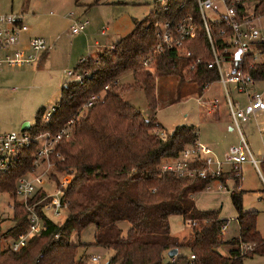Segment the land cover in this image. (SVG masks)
<instances>
[{
	"label": "trees",
	"instance_id": "16d2710c",
	"mask_svg": "<svg viewBox=\"0 0 264 264\" xmlns=\"http://www.w3.org/2000/svg\"><path fill=\"white\" fill-rule=\"evenodd\" d=\"M184 4L180 8L181 4ZM192 15L197 24V35L186 39L181 47L166 49L157 56L153 71L142 65V59L158 43L157 27L160 23ZM217 35L225 27L224 19L211 22ZM264 54V42L258 43ZM212 49L196 0H172L169 11L150 12L142 20H134L133 30L120 38L111 49H102L96 58L82 59L75 73H88L82 83L66 82L60 100L49 117L43 120L45 107L40 108L29 132L58 131L68 120L75 118L74 134L68 141H60L57 150L64 156L56 163L51 178L59 181L58 173L71 176L64 189L62 201L67 204V216L55 222L44 214L43 202L36 206L44 217L40 231L30 237L26 246L18 251L0 242V264H80L76 261L83 246L80 239L71 241L74 232L79 235L94 226V244L114 250L107 264H243L244 259L264 255V239L258 230V212L244 210L243 191L232 192V203L237 212L239 236L222 240L226 220L219 210H201L195 204V195L203 191L214 179L198 176H179L162 171L166 159L177 158L185 146L197 142L194 125H177L164 133V126L155 118L158 106L156 78L179 75L183 71L202 92L206 84L219 80ZM194 64V69L189 66ZM254 81H264V60L249 70ZM125 73H132L135 85L142 88L151 114L145 116L139 109L124 100L118 85L112 81ZM110 88L104 90V86ZM101 99L84 109L92 95ZM162 133V134H161ZM38 142L21 152L14 167L0 177V192L14 197L16 179L32 171ZM264 169V162H263ZM226 185L238 186L241 175L235 171L218 178ZM264 199V190L259 192ZM45 196L38 189L29 201ZM180 215L191 225L190 255L178 254L166 261L168 251L184 246L171 234L169 217ZM14 226L7 236L17 238L28 225V211L15 201ZM127 223V228L121 223ZM58 236V238H56ZM232 245L228 255L219 247ZM254 244L246 252L241 244ZM42 255V257H40ZM38 259V262H36Z\"/></svg>",
	"mask_w": 264,
	"mask_h": 264
},
{
	"label": "rangeland",
	"instance_id": "374dc122",
	"mask_svg": "<svg viewBox=\"0 0 264 264\" xmlns=\"http://www.w3.org/2000/svg\"><path fill=\"white\" fill-rule=\"evenodd\" d=\"M24 7H27L24 13V21L30 29L38 31L37 36L45 38L49 45L52 54V64L44 66V71H39L35 79L30 78L29 81L23 82L14 81L9 83L11 86L17 87L16 92H8L4 97L0 98V133L20 131L23 123L20 122L25 118L26 121L33 123L36 113L40 107H45V112L55 110L61 95V89L67 81V71H75L76 67L82 57H87L98 52L99 47L95 45V41H101L105 36L101 31L108 27L106 35L108 41L116 42L123 36L129 34L134 28V20H142L150 12L154 11V0H0V12L7 9L12 13L23 12ZM12 8V9H11ZM206 16L208 20L215 21L217 16L212 10L207 11ZM98 17V21L95 18ZM102 17V19H100ZM76 20L88 21L86 30L79 34H73L71 27ZM264 23V18L261 20ZM100 22V23H99ZM261 30V27H260ZM55 42V45L53 44ZM90 46V47H88ZM89 49V51H88ZM70 59V64H68ZM261 61L264 60V55L260 56ZM18 67V66H17ZM17 67H5L0 70V76L5 71L10 74L17 75L20 70H26V67L18 69ZM41 67V66H39ZM229 63H223V72L231 71ZM151 71H153L151 69ZM183 79L179 75L159 76L156 78V97L158 108L156 117L160 123L164 125V133L172 131V127L177 124L180 125H195L202 127V136L214 142L218 140V154L223 156L225 147L240 142V135L238 130L233 128V120L228 108L227 92L228 90L232 100L246 105L247 97L245 94H238L234 84H228L227 87L218 80L212 83L205 89L201 99L197 98V88L191 85L190 75L186 70L183 71ZM181 80V81H180ZM47 82L54 84L55 88H49L41 91L42 86ZM59 84V85H58ZM190 84V85H189ZM251 89L257 92L264 91V81L257 80L251 85ZM229 88V89H228ZM190 89L193 93L187 96ZM250 89V90H251ZM118 90L121 96L139 109L144 115L151 114L148 107L142 88L135 85V80L132 73H125L120 77V84ZM42 95L48 98V103L38 106L37 103L33 106L25 104V100L30 95ZM217 98L220 105V127L217 124H212L209 119H212L206 114L207 108ZM244 113L247 115L246 120L240 123L242 133L249 145V148L258 160L259 169L264 175L263 162H264V134L259 132V126L264 125V113L260 112L259 116L254 115V112L248 113L246 107ZM208 113V112H207ZM46 115V114H45ZM147 116V115H146ZM209 117V118H208ZM203 119L206 123H200L199 120ZM20 124V125H19ZM198 124V125H197ZM217 125V126H216ZM199 129V127H198ZM214 146V144H212ZM218 155V156H219ZM214 160L218 159L212 157ZM45 169L41 165L34 173L26 176V178L33 180L35 189L42 188L48 195L56 197V189L54 183L45 177L43 183L35 180L37 172ZM227 171H231L230 167H226ZM48 173L50 176L53 173ZM241 181L238 186L233 182L221 184L220 180L214 179L203 191L199 192L196 197V204L201 210H219L220 217L226 220L225 228L223 229L224 239L230 241L232 238L238 237L236 209L232 203L231 193L243 191L242 202L244 210H256L258 212V229L264 239V199L260 197L259 192L264 190V182L258 173L256 167L250 162H244L241 167ZM58 175L61 180L62 175ZM220 184L223 186L219 188ZM24 197L18 195L16 200L23 201ZM14 201L7 192H0V224L1 230L6 231L14 226L13 222V209ZM67 216V211H62L61 215L52 217L55 222H61ZM181 218L176 219L174 229L178 232V237L184 241L186 248L191 244V229L190 226L183 222ZM94 226H89L85 230L78 233L74 232L71 236V241L76 242L80 239L83 246L79 248L76 256V261L80 264H107L108 261L114 256L115 252L112 249L97 246L94 244ZM124 229V228H123ZM125 230V229H124ZM12 241V237L8 236L7 243ZM4 243V241H2ZM185 246V245H184ZM232 245L225 243L219 247L220 252L224 255L229 254V249ZM92 256H99V262H92ZM243 264H264V255H255L252 258H246Z\"/></svg>",
	"mask_w": 264,
	"mask_h": 264
},
{
	"label": "built area",
	"instance_id": "2783aa9c",
	"mask_svg": "<svg viewBox=\"0 0 264 264\" xmlns=\"http://www.w3.org/2000/svg\"><path fill=\"white\" fill-rule=\"evenodd\" d=\"M172 0H154V12L160 14L169 11ZM189 1V0H186ZM201 19L204 23L208 40L213 53L212 63L216 65L219 72V80L224 84H234L237 91L245 94L248 100L250 110L264 112V91H251L250 86L254 84V79L250 73L256 62H260V56L264 55L258 48V43L264 42V0H196ZM184 4L180 5L182 8ZM212 10L217 16L215 21L224 19L225 27L220 28L217 35L221 41L218 43L215 39L216 35L208 20L206 13ZM88 21L78 20L71 27L73 34H79L84 31ZM261 27V30H260ZM23 16L21 14L0 13V70L4 66H29L47 49V43L42 37H33L30 40V49L33 54H26L23 49L16 48L20 34L28 30ZM158 43L151 53L142 59V65L146 69H153L158 55L166 49L181 47L182 43L188 38H194L197 35V24L194 16L186 15L160 23L157 27ZM223 63H229L232 70L223 72ZM194 69V64L189 66ZM88 73H75V71L67 72V81H76L82 83ZM114 85H118V79L112 81ZM110 84L104 86V90L110 88ZM209 84L205 85L208 88ZM15 88H13L14 90ZM227 91V90H226ZM102 94L92 95L88 102L82 107L87 109L91 107L96 100L101 99ZM227 103L232 115L236 129L241 135L238 144L231 145L224 158L213 159L211 149L198 142L187 145L181 151L180 155L174 159H166L161 165L162 171L173 172L179 176H198L201 178L218 179L226 171L224 165H229L235 171V175H241L240 167L244 162L250 161L258 170L263 182L264 177L258 166V160L253 156L245 137L241 132L240 123L246 119V114L241 109L239 103H235L227 91ZM218 100L215 99L212 108H216ZM43 116L44 121H48L52 115V111L46 112ZM75 118H71L58 131L52 133L50 131H42L32 133L28 130L11 131L0 133V177L2 174L9 172L16 162L19 160L21 152L29 148L33 143L38 142L36 157L33 161V169L28 174L19 176L16 179V190L14 194V204L18 195L24 197L22 205L28 211V225L25 231L18 234L16 241L10 245L15 251L26 246L32 235L40 231L44 224L42 217L36 206L43 202L42 210L49 218L61 215L62 211L67 210V204L62 201L64 189L71 180L69 174L62 175L61 180L50 179L56 189V197L48 195L39 200L30 202L37 190L33 180L26 178L27 175L34 173L41 165L45 166L42 172L36 175L35 180L43 183L45 175L48 176L51 169L55 168L58 161H63L64 156L57 150L60 141H68L74 134ZM260 133L264 134V125L259 126ZM162 134V133H161ZM222 184V183H221ZM220 184L219 188L223 186ZM207 188H210L208 186ZM188 225H194V221H188ZM224 229V228H223ZM3 234L0 231V242ZM58 238V236L56 237ZM254 244H241V251L246 252L251 249ZM42 257V255H40ZM195 256L191 254V258ZM99 256H92V262H99ZM38 262V259L37 261ZM38 264V263H36Z\"/></svg>",
	"mask_w": 264,
	"mask_h": 264
},
{
	"label": "crops",
	"instance_id": "0c3cea01",
	"mask_svg": "<svg viewBox=\"0 0 264 264\" xmlns=\"http://www.w3.org/2000/svg\"><path fill=\"white\" fill-rule=\"evenodd\" d=\"M25 9H23V12H20V13H16V14H21L22 16H23V19H24V13H25V11H26V9H27V7H24ZM12 9V8H11ZM13 11L11 10L10 12L7 10V9H5V10H3L2 12H0L1 14H8V13H12ZM98 17H96L95 18V20H97L98 21ZM100 19H102V17L100 18ZM76 21H78V20H76ZM75 23V22H74ZM100 23V22H99ZM88 25V24H87ZM87 27V26H86ZM86 27H85V29H84V31L86 30ZM107 29H108V27L107 28H105L104 30H102L101 31V34L103 35V36H105L104 37V39H102L101 41H99V40H96L95 41V45L97 46V47H99L100 48V50L98 51V52H94L93 54H91L90 56H87V57H90V58H96L97 57V55H98V53L102 50V49H111V48H113L114 47V45H115V43L118 41H116V42H112V40H109L108 41V35H106L107 33H106V31H107ZM83 31V32H84ZM38 33V31H36L35 29H30V28H28V30L27 31H23L21 34H20V36H19V38H18V41H17V43H16V45L14 46L15 47V49L16 48H20V49H23L24 50V52L26 53V54H33V51L30 49V40L33 38V37H40V36H37L36 34ZM43 38V37H42ZM45 39V38H44ZM46 41V40H45ZM47 43V42H46ZM54 45H55V42L53 43ZM88 47H90V46H88ZM88 51H89V49H88ZM52 54H53V52H51L50 51V48H49V45L47 44V49H46V51H44L42 54L40 53L39 55H37V58H36V60L31 64V65H29V66H10V67H17L18 69H21V68H26V67H34V68H27L26 70H20L19 72H17L16 74L17 75H14V74H10V73H8V71H5L4 73H3V75H1L0 76V98L1 97H4L5 95H6V93H7V91L10 93V92H16L17 90H18V88L17 87H14V86H11V88H8L9 86V83H12V82H14V81H20V80H23V82H27V81H29V79L30 78H34L35 79V76H36V74L39 72V71H44L45 69H44V66H46V65H51L52 64ZM86 58V57H85ZM69 59V61H68V64H70V59H71V57H69L68 58ZM82 59H84V57H82L81 59H80V61L82 60ZM79 61V62H80ZM39 66H41V67H39ZM5 67H9V66H4L3 68H5ZM2 68V69H3ZM230 69L232 70V66L230 67ZM68 71H70V69L68 70ZM67 71V72H68ZM67 76V74H65V76L64 77H66ZM188 81H190V83H191V85H195V87L197 88V91H196V93L198 94L197 95V98H199V99H201V97L203 96V94H204V91H205V89L206 88H204V90L201 92L199 89H198V86H197V84L196 83H194V82H192L191 80H189L188 78H186ZM181 81V80H180ZM218 81V80H217ZM220 81V80H219ZM221 82V81H220ZM66 83V82H65ZM64 83V84H65ZM222 83V82H221ZM119 84H120V78H118V86H119ZM223 84V83H222ZM59 85V84H58ZM190 85V84H189ZM211 85H212V83L211 84H209V89H210V87H211ZM224 85V84H223ZM225 86V88L227 87L226 85H224ZM43 88H41V91H45V90H47L46 91V93H40V94H43V96L44 95H46V94H48V89L51 87V88H55L56 86L54 85V84H50L49 82H47V84L46 85H44V86H42ZM49 87V88H48ZM63 87V86H62ZM234 87L236 88V90H237V87L234 85ZM251 87L252 86H250V89H251ZM13 88H15L14 90H13ZM229 89V88H228ZM253 89V88H252ZM251 89V91H253ZM227 90V89H226ZM228 91V90H227ZM226 91V92H227ZM189 92H191V93H188V95L187 96H190V95H192V93H193V91H192V89H190V91ZM238 92V91H237ZM40 94H38L37 96H34V95H30V97H28V99L27 100H25V104H27V105H31V106H33L34 104H36L37 103V105L38 106H41V105H45L46 103H48V98H45V97H43L42 95H40ZM238 94H240L241 95V93H239L238 92ZM230 95V94H229ZM217 99V98H216ZM237 103H238V101H236ZM240 104V103H239ZM211 106H213V104L211 105ZM43 107V106H42ZM42 107H40V108H42ZM240 107H241V109L243 110V107L245 108L246 107V111L249 113H252V112H254V115H256V116H259V114H261L263 111H257V110H250V107H249V105H248V100H247V103H246V105H244V106H241V104H240ZM39 108V109H40ZM158 108V107H157ZM205 108H207L208 110H207V112H206V114L208 115V116H210L212 119H209V122H211L212 124H220L221 122H220V105L218 104L217 105V107L216 108H212V107H208V105H205ZM229 108V107H228ZM38 109V110H39ZM230 111V110H229ZM244 111V110H243ZM156 112H157V109H156V111H155V118L157 119V117H156ZM261 112V113H260ZM264 113V112H263ZM231 114V113H230ZM147 116H149L150 114H146ZM145 115V116H146ZM146 116V117H147ZM231 117H232V115H231ZM246 117H247V115H246ZM209 118V117H208ZM34 120H35V118H34ZM232 120H233V118H232ZM246 120V119H245ZM244 120V121H245ZM157 121H158V119H157ZM244 121H242V122H244ZM24 122H26V120H25V118L20 122V124L21 123H24ZM159 122V121H158ZM199 122L200 123H206L205 121H203V119H200L199 120ZM30 123V126L31 125H33L34 124V122L33 123H31V122H29ZM19 124V125H20ZM162 124V123H161ZM163 125V124H162ZM177 125H180V124H177ZM176 125V126H177ZM198 125V124H197ZM216 125V126H217ZM164 126V125H163ZM176 126H173L171 129L173 130ZM195 126V125H194ZM204 126V124H201L200 126H198L199 127V129H198V127L197 126H195L196 128H197V131H198V138H197V142L198 143H200V144H202V145H206V146H208L210 149H211V151H212V154H211V156L212 157H215V158H218V157H220L221 155H219L218 153V150H216V149H218V147H216V145H218V140H215L214 142H212V141H210V140H208L207 138H205L204 139V137L202 136V134H201V132H202V127ZM219 127H220V125H218ZM234 126H235V124H234V121H233V127L232 126H230V129L231 130H233V128H234ZM236 128V127H235ZM241 132H242V130H241ZM260 132V131H259ZM238 133H239V131H238ZM243 134V133H242ZM239 135H240V133H239ZM244 136V135H243ZM240 139H241V135H240ZM212 144H214V146H212ZM216 144V145H215ZM233 145V144H232ZM230 147V146H229ZM229 147H225V151H224V154H223V156L221 157V160L224 158V156H225V154H226V152H227V150H228V148ZM219 155V156H218ZM218 159H220V158H218ZM228 168V167H230L229 165H224V169L225 168ZM53 169H55V168H53ZM52 170V169H51ZM225 171L226 172H230V171H227V169H225ZM42 172V171H41ZM40 171L39 172H37V175L38 174H40L41 173ZM225 172V173H226ZM50 173H51V171H50ZM261 173H262V171H261ZM60 174H62V173H58V175H60ZM262 175H263V173H262ZM46 176V178L47 177H49V179H52L51 178V176H47V175H45ZM263 177H264V175H263ZM231 182V181H230ZM230 182H227V183H230ZM222 183V182H221ZM223 184V183H222ZM224 185V184H223ZM198 194V193H197ZM196 194V195H197ZM11 195V194H10ZM196 195H195V197H196ZM11 197H12V200L14 201V197L11 195ZM195 204H196V200H195ZM196 206H197V204H196ZM197 208H198V206H197ZM199 209V208H198ZM14 216V215H13ZM236 217H237V214H236ZM179 218H181L182 220H184L183 219V217L182 216H180V215H171L170 217H169V222H170V229H171V234L172 235H174L175 237H177L178 238V240H179V243L180 244H183V245H185V246H182L181 248H178V254H183V255H190L191 253H190V246L188 247V248H186V250L184 249V247H186V244H184V241H181L180 240V238L178 237V232H176V230L174 229V225H175V220L176 219H179ZM236 221H237V219H236ZM14 222V221H13ZM184 223H186L187 225H188V223L187 222H185V221H183ZM121 226L123 227V228H127V226H128V224L127 223H125V222H123V223H121ZM190 226V225H189ZM223 228H225V226L223 227ZM190 229H191V226H190ZM237 229H238V235H239V225H238V221H237ZM259 230V229H258ZM0 231H1V233L3 234V236H2V241H4V244L5 245H11L12 243H13V241L15 242L16 241V239L15 238H12V241L8 244L7 243V241H8V236H7V232H8V230H6V231H3L2 232V230H1V224H0ZM224 233H225V231H224ZM224 233H223V229H222V240L223 241H227L226 239H224ZM224 245V244H223ZM232 249V248H231ZM231 249H229L228 251H230ZM220 251V250H219ZM221 254H223L222 252H220ZM224 255V254H223ZM170 259L171 258H169V256L167 257V259H166V261H170Z\"/></svg>",
	"mask_w": 264,
	"mask_h": 264
},
{
	"label": "water",
	"instance_id": "95a60500",
	"mask_svg": "<svg viewBox=\"0 0 264 264\" xmlns=\"http://www.w3.org/2000/svg\"><path fill=\"white\" fill-rule=\"evenodd\" d=\"M30 127V123L28 121L24 122L21 130H28ZM176 255H178V248H173L168 251L169 258H174Z\"/></svg>",
	"mask_w": 264,
	"mask_h": 264
}]
</instances>
